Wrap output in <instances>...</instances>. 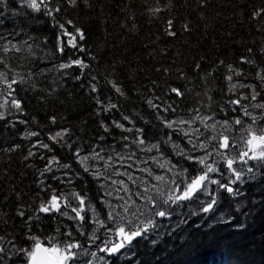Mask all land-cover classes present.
<instances>
[{"label":"snow or ice","instance_id":"1","mask_svg":"<svg viewBox=\"0 0 264 264\" xmlns=\"http://www.w3.org/2000/svg\"><path fill=\"white\" fill-rule=\"evenodd\" d=\"M231 4L0 0V264H112L98 253L128 259L193 217L247 215L249 161L264 168V0L247 45L220 23ZM81 98L87 119L65 114Z\"/></svg>","mask_w":264,"mask_h":264},{"label":"trees","instance_id":"2","mask_svg":"<svg viewBox=\"0 0 264 264\" xmlns=\"http://www.w3.org/2000/svg\"><path fill=\"white\" fill-rule=\"evenodd\" d=\"M261 3L262 0H244V3L237 5L236 0H232L231 7L225 9L223 13L229 17V20L220 21V23L229 30L235 25L236 34L238 37H243L245 45L253 39L258 40L259 34L250 29L246 17L252 6L258 8ZM241 9L245 13L243 25L239 23L238 14ZM233 10L237 13L235 16ZM211 22L217 23L215 19H212ZM10 27L11 19L7 20L4 25L6 31ZM218 30L223 31V28ZM249 31H251V35H249ZM40 35L47 36L50 41L49 46H51L53 42L52 30L43 31ZM132 44L134 45L135 42L133 41ZM242 50V47L238 50L233 49L229 53V58L239 55ZM68 87L71 89L75 85L68 82ZM82 100L83 98L77 100L76 106L70 105V110L65 114L76 116L79 120L87 119L88 104ZM53 106L59 107L58 105ZM29 111L34 112L36 108L30 106ZM249 165L256 167L258 179L249 181L241 187V191L245 195L238 199L246 202V207L243 209V212L247 213L246 216L234 213L236 220L232 224H212L211 227L209 225L212 222V216L203 222H201V217H193L186 225H181L171 235L165 234L155 246L147 241L142 242L134 254H129L130 258L128 259L117 261L115 257L109 258L104 253H98V255L104 256L105 259H111L112 264H264V175H262L264 168L260 167L257 161H249ZM237 167L245 166L238 164ZM221 197L223 200L219 206L226 205L225 202L228 203V206L218 207L217 214L232 207L227 194L222 193ZM176 219L178 218H174L173 222L168 224L169 230L174 226ZM240 223L245 225L243 229L236 227ZM197 224L200 226L196 227ZM90 250L97 251L94 247H91ZM93 264H103V262L95 260Z\"/></svg>","mask_w":264,"mask_h":264},{"label":"bare ground","instance_id":"3","mask_svg":"<svg viewBox=\"0 0 264 264\" xmlns=\"http://www.w3.org/2000/svg\"><path fill=\"white\" fill-rule=\"evenodd\" d=\"M221 200H223V197H221ZM225 202V201H224ZM225 204L228 206V203L225 202ZM226 205H221V206H218V207H222V208H225ZM125 251H127V249H125ZM131 254V253H130Z\"/></svg>","mask_w":264,"mask_h":264}]
</instances>
